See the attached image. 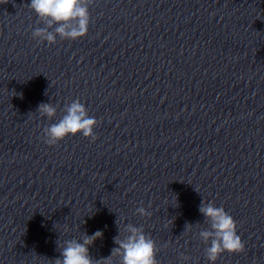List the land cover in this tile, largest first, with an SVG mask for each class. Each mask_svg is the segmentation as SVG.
Returning <instances> with one entry per match:
<instances>
[{
  "label": "clouds",
  "instance_id": "obj_1",
  "mask_svg": "<svg viewBox=\"0 0 264 264\" xmlns=\"http://www.w3.org/2000/svg\"><path fill=\"white\" fill-rule=\"evenodd\" d=\"M94 0H31L28 7L34 11L43 22L44 27H37L32 36L49 45L61 40L75 41L88 34L90 25L89 7ZM42 117L52 119L56 116V107L51 103H42L37 110ZM65 115L43 129L44 142L49 146L57 145L69 135L82 134L92 141L97 139L94 128L97 126L95 117L88 115V110L79 99L65 106ZM197 191V190H196ZM198 192V191H197ZM151 207V205H149ZM138 215L151 217L152 213L144 207L136 209ZM199 212L209 224L208 229L199 231V238L209 246L205 249L207 260L215 264L219 256L225 252L239 253L245 248L241 237L237 234V224L223 207H216L214 202L202 200ZM191 225H186V228ZM119 234L114 237L117 247L111 250V255L102 259L106 264H115L113 257H118L119 264H159L156 242L144 232L143 227L126 224L124 228L118 226ZM103 232L97 230L92 235L83 234L76 238L59 243L62 258H57L54 264H100L101 260H94L89 254V247L95 240L101 239ZM210 242V244H209ZM181 259L188 257L181 253Z\"/></svg>",
  "mask_w": 264,
  "mask_h": 264
}]
</instances>
